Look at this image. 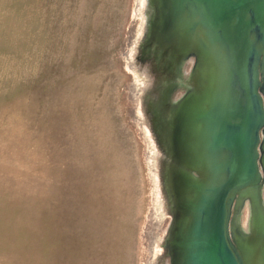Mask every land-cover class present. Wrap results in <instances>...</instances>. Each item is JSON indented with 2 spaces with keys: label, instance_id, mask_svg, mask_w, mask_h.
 I'll return each mask as SVG.
<instances>
[{
  "label": "rangeland",
  "instance_id": "obj_1",
  "mask_svg": "<svg viewBox=\"0 0 264 264\" xmlns=\"http://www.w3.org/2000/svg\"><path fill=\"white\" fill-rule=\"evenodd\" d=\"M145 8L0 0V264H172L163 132L142 113L157 80L136 57Z\"/></svg>",
  "mask_w": 264,
  "mask_h": 264
},
{
  "label": "water",
  "instance_id": "obj_2",
  "mask_svg": "<svg viewBox=\"0 0 264 264\" xmlns=\"http://www.w3.org/2000/svg\"><path fill=\"white\" fill-rule=\"evenodd\" d=\"M152 3L168 71L195 60L191 88L158 126L172 159L171 263L264 264V0Z\"/></svg>",
  "mask_w": 264,
  "mask_h": 264
},
{
  "label": "bare ground",
  "instance_id": "obj_3",
  "mask_svg": "<svg viewBox=\"0 0 264 264\" xmlns=\"http://www.w3.org/2000/svg\"><path fill=\"white\" fill-rule=\"evenodd\" d=\"M153 6L154 5L152 2L149 3V1L146 0V8L143 9L145 26L143 30L142 40L137 49L138 54L136 57H138L137 62H140L139 64H142L147 75H149L150 80L152 81L153 79L157 80L153 90L151 89L153 84H151L150 87H146L142 95V113L145 116L144 122L150 129L151 126H153L152 127L153 130L156 132L158 126L159 125L162 126L163 123L165 122V119L169 117L168 114L171 110L170 107L175 105L174 102L176 101V98L179 96L178 95L175 99H173L174 101H172L171 103L169 102L170 103L169 105H167L168 103L165 105V100H166L165 94L169 90V87H171L173 84L176 85L177 87L176 93L178 92L184 93L186 91L185 88L188 89L191 87L189 86L190 79H187L184 76L185 75L184 70L186 68L181 67L179 74L177 73L175 76L173 72H170V70L168 71L169 67L167 64V60H165L162 57L164 51L161 50L159 47H157L159 48V50L156 47L155 48L152 47L153 44L151 43V39L153 41V39L155 38L154 33H152V30L157 24L156 21H152L153 18L155 19ZM148 70H150L151 74L148 72ZM152 70L154 74H152L153 73ZM151 91L154 94L153 99L149 103V107L145 108L146 99L148 98V95ZM163 137L164 136L160 135L159 140H156V138L153 135V140L154 143L156 144V149L158 150V152L162 150L165 151V153H167ZM156 156L157 157L155 158V160L157 163V174L159 177V182L160 185L162 186V189L166 192L167 195H169L170 193L168 189V182H166L167 180L166 175L168 174V168H167L168 156L167 154L165 158H161V156H159L158 154ZM171 204H172V199L171 198L167 199V204H166L167 214L169 211L172 212ZM247 222H248V211L245 213V224H247ZM245 230H247V226L245 227ZM159 260H160V264L164 261L163 259H161V256Z\"/></svg>",
  "mask_w": 264,
  "mask_h": 264
},
{
  "label": "flooded vegetation",
  "instance_id": "obj_4",
  "mask_svg": "<svg viewBox=\"0 0 264 264\" xmlns=\"http://www.w3.org/2000/svg\"><path fill=\"white\" fill-rule=\"evenodd\" d=\"M161 133H162V131H161ZM161 135L164 136V132H163ZM197 135L200 136L199 133H198ZM163 138H165V137H163ZM198 139H199V137H198ZM197 144H199V143L197 142V139H196V145H197ZM166 154H167V156H168L167 162H172V159L170 158L169 153L167 152ZM182 168L185 169L186 167H184V165H183ZM186 170H187V169H186ZM169 195H170V194H169ZM171 211H172L171 213L173 214V212H174V206H173V205H172V207H171ZM173 217H174V215H173Z\"/></svg>",
  "mask_w": 264,
  "mask_h": 264
}]
</instances>
